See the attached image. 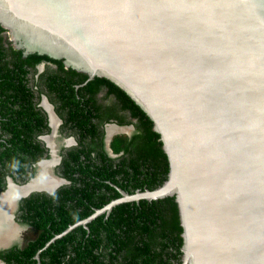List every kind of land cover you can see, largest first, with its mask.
Listing matches in <instances>:
<instances>
[{
    "label": "water",
    "instance_id": "95a60500",
    "mask_svg": "<svg viewBox=\"0 0 264 264\" xmlns=\"http://www.w3.org/2000/svg\"><path fill=\"white\" fill-rule=\"evenodd\" d=\"M0 26L25 55L124 90L167 155L161 185L120 189L46 245L116 204L173 196L180 264H264V0H0Z\"/></svg>",
    "mask_w": 264,
    "mask_h": 264
},
{
    "label": "trees",
    "instance_id": "16d2710c",
    "mask_svg": "<svg viewBox=\"0 0 264 264\" xmlns=\"http://www.w3.org/2000/svg\"><path fill=\"white\" fill-rule=\"evenodd\" d=\"M5 31L0 26V98L8 99V91L31 97L28 74L44 60L55 63L56 68L39 75L40 89L55 92L57 98L58 92L67 93L70 101L82 95L88 114L77 102L71 106L77 143L62 153L56 168L66 183L52 194L34 192L21 201L20 218L38 229L36 238L0 256L7 264H180L182 227L173 196L116 204L46 245L68 225L119 197L120 189L133 193L161 185L167 177L168 160L152 119L124 90L105 77L88 80L86 73L65 66L62 59L37 52L25 55L13 46ZM4 108L5 119H0V190L7 175L16 181L31 177L33 164L46 152L37 138L45 126L40 112L31 105ZM110 120L133 125L130 134L112 136L109 148L114 156L103 139V125ZM38 250L39 261L35 257Z\"/></svg>",
    "mask_w": 264,
    "mask_h": 264
},
{
    "label": "flooded vegetation",
    "instance_id": "af4514ba",
    "mask_svg": "<svg viewBox=\"0 0 264 264\" xmlns=\"http://www.w3.org/2000/svg\"><path fill=\"white\" fill-rule=\"evenodd\" d=\"M48 68H56L55 63L41 60L35 64L34 71H31V73L28 74V86L31 90H33L31 97L23 98V94H16V92L8 91V99H5L6 97L2 99L0 98V104L2 107V111H0V119H5L4 106L6 105L16 108L31 105L35 110L40 112L45 126L43 128L44 131L37 134V138L43 143L46 150L44 156L33 164L35 167V173L26 181H16L10 175L6 176L5 187L0 190V253L11 249L13 246L23 248L29 241L36 238L39 232L38 229L30 222L23 221L20 218V214L22 212L21 201L23 198L28 197L31 193L44 191L32 190L35 188L34 186L32 187V185L37 182H40L43 185L39 184L36 187L44 188V186H46L53 190L51 192L44 191L48 194L54 193V191L61 184L66 183L59 182L65 179L56 174V168L61 162L62 153H64L67 148L76 145L77 143L73 134V130L77 129V125H74L70 118V116H73L72 113H70L71 106H76V104L79 103L83 111H86L85 103L83 102L84 97L82 95H76L74 101H70L69 94L67 93L60 94L58 92L59 98H57V94L55 92L48 93L45 88L40 89L38 86L39 75L44 73V71ZM98 94L100 95V93ZM98 94H96V97L98 98V101H100ZM73 111L75 112V109H73ZM86 114H88L87 111ZM98 120L96 117L94 118V121L99 122ZM123 127L128 129L130 132H122L121 130ZM103 129V139L106 149L111 156H114L109 148L112 136L120 133L130 134L133 130V125H120L117 122L110 120L104 123ZM110 136L111 139L108 142ZM40 170H44V174L42 173L43 175L37 177ZM52 170H54L56 176L53 175ZM56 184H58V186L53 188ZM15 227H20L21 230H19V232L22 234L15 232L13 236L9 238V242H6V233L8 232L9 234H12V231L16 230ZM29 231L36 233L34 237L26 238ZM37 260L39 261V258ZM0 264H7L2 256H0Z\"/></svg>",
    "mask_w": 264,
    "mask_h": 264
},
{
    "label": "rangeland",
    "instance_id": "374dc122",
    "mask_svg": "<svg viewBox=\"0 0 264 264\" xmlns=\"http://www.w3.org/2000/svg\"><path fill=\"white\" fill-rule=\"evenodd\" d=\"M121 131H122V132H124V131H126V132H130V131H129L128 129H126L125 127H124ZM43 171H44V170H43ZM43 171L40 170V173L37 175V177L40 176V175H43V174H44ZM52 172H53V175L56 176L57 173L55 174V173H54V170H52ZM42 173H43V174H42ZM46 173H48V172H46ZM46 175H48V174H46ZM46 175H45V176H46ZM44 188H48V187L44 186ZM15 229H16V230H13V231L10 230V231H12V234H9L8 232L6 233V238H5V239H6V242H9V240H10L9 238H10L11 236H13V234H14L15 232H19V230H21L20 227H15ZM19 233H20V232H19ZM24 233H25V232H24ZM20 234H22V233H20ZM20 234H19V235H20ZM35 234H36V233L29 231V232L27 233L26 238H32V237H34ZM22 239H23V238H22Z\"/></svg>",
    "mask_w": 264,
    "mask_h": 264
},
{
    "label": "bare ground",
    "instance_id": "6f19581e",
    "mask_svg": "<svg viewBox=\"0 0 264 264\" xmlns=\"http://www.w3.org/2000/svg\"><path fill=\"white\" fill-rule=\"evenodd\" d=\"M43 185L42 183H40V182H37V183H35L34 185H32V187L34 186V187H36V186H38V185Z\"/></svg>",
    "mask_w": 264,
    "mask_h": 264
}]
</instances>
